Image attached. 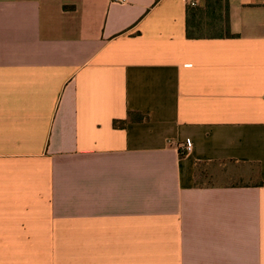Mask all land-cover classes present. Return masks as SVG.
<instances>
[{
  "label": "crops",
  "instance_id": "crops-1",
  "mask_svg": "<svg viewBox=\"0 0 264 264\" xmlns=\"http://www.w3.org/2000/svg\"><path fill=\"white\" fill-rule=\"evenodd\" d=\"M226 1L0 0V264H264V0Z\"/></svg>",
  "mask_w": 264,
  "mask_h": 264
},
{
  "label": "trees",
  "instance_id": "trees-1",
  "mask_svg": "<svg viewBox=\"0 0 264 264\" xmlns=\"http://www.w3.org/2000/svg\"><path fill=\"white\" fill-rule=\"evenodd\" d=\"M223 1V2H222ZM228 3L226 0H207V5L204 11V14L208 15H217V22L218 24L214 26L216 28V33H219L217 35H214L213 37H223V36H228L230 34V29H229V18H228ZM199 15V12L196 11H190L189 12V19L187 22V35L189 38H195L196 37V32L200 30L202 20L197 19ZM217 27L218 30H217ZM182 155H184L182 153Z\"/></svg>",
  "mask_w": 264,
  "mask_h": 264
},
{
  "label": "rangeland",
  "instance_id": "rangeland-1",
  "mask_svg": "<svg viewBox=\"0 0 264 264\" xmlns=\"http://www.w3.org/2000/svg\"><path fill=\"white\" fill-rule=\"evenodd\" d=\"M223 2V1H222ZM205 18L202 20V23H201V27H200V30L202 29V31L198 30L196 32V36H202V35H205V36H214V35H217L219 33H216V28H213V25L212 24H215L217 22V15H205L204 16ZM212 25V26H211ZM219 27H217V30H218Z\"/></svg>",
  "mask_w": 264,
  "mask_h": 264
},
{
  "label": "built area",
  "instance_id": "built-area-1",
  "mask_svg": "<svg viewBox=\"0 0 264 264\" xmlns=\"http://www.w3.org/2000/svg\"><path fill=\"white\" fill-rule=\"evenodd\" d=\"M127 0H121V2H126ZM190 7H195L196 4L194 2L189 3ZM182 150H184L186 153L190 152L192 150V144L186 143L182 146Z\"/></svg>",
  "mask_w": 264,
  "mask_h": 264
}]
</instances>
